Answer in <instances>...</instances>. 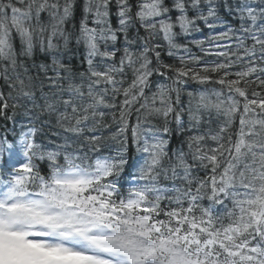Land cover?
<instances>
[{"label":"snow or ice","instance_id":"6c2138e0","mask_svg":"<svg viewBox=\"0 0 264 264\" xmlns=\"http://www.w3.org/2000/svg\"><path fill=\"white\" fill-rule=\"evenodd\" d=\"M75 5L0 0V264H264V0H84L80 72Z\"/></svg>","mask_w":264,"mask_h":264},{"label":"trees","instance_id":"16d2710c","mask_svg":"<svg viewBox=\"0 0 264 264\" xmlns=\"http://www.w3.org/2000/svg\"><path fill=\"white\" fill-rule=\"evenodd\" d=\"M172 2H173V0H165L166 5L169 7L171 6ZM83 3H84V0H76L74 19L69 20L65 24V28L67 29L68 33L70 34L68 45L66 47H64L63 40L59 41V43L61 44V46L63 48V56L58 57V58H61L65 64L70 63L72 70L74 72L85 71L87 68L86 64L81 63V61L83 60L84 54H85V48H84L83 44H80L79 46H77V44H76V37L79 35L80 20L83 18V11H82ZM17 6H21V5H17ZM220 11H221V14L223 15L224 14L223 7H221ZM114 12H115V8L113 7V13ZM177 14L178 13H176L175 11H173V13H172L173 17H175V15H177ZM41 19L45 23H48V20H49L48 13L47 12L41 13ZM89 23H91V18H89ZM112 24H113V26L116 25V19H115L114 15L112 16ZM220 30H222V29H217V31H220ZM177 31H178V29H177ZM208 34H209L208 29L203 28V30L201 32L193 33L191 36H188L186 38L185 37L179 38L178 42L179 43H187L188 41L193 40V39H201V38L207 36ZM130 35H131V33H130ZM141 35H143L142 31H141ZM122 44H123V36H120L116 46L122 47ZM18 46H19V43L17 41V47ZM205 46L207 47V45H205ZM189 47H191L192 52L195 53L196 55L203 56V53H201L195 45L189 44ZM162 55H163V58L166 62H168V63L173 62L172 58L167 56L166 51L164 53H162ZM117 59H118V57H117ZM205 59L213 60V59H216V57L208 56V57H205ZM33 62H35L37 64H39L41 62L50 64L51 63V56L50 55L45 56V55L41 54L39 47L37 46L32 59H26L25 60V64L28 66H31V64ZM235 70L236 69H234V71ZM36 71H37V69H30V74L35 75ZM0 86H1L0 90H3L5 92L8 91V87H7V85H5L3 79H0ZM189 90H192V89H189ZM182 99L184 100L185 103L187 102L186 96L182 97ZM22 112H23V109L18 108V109H16V115H15L14 119H8L7 117H13V110L11 108H9L7 110L5 116H0V137L7 136V138L11 141L16 140V138L18 137V133L21 131V123L27 122L26 118L22 115ZM205 118H207V117H205ZM46 119H48L47 116L41 117V120H46ZM134 119H135V117H133V120ZM183 119L185 121H187V115H185L183 117ZM213 127H215V123L213 124ZM14 133H15V135H14ZM57 133H59V135H57ZM64 135H66V133H64L58 126H56L55 119L53 118L51 126L45 125L43 127V131L35 137V140L37 143H47V141H55V142L59 143L61 140V137ZM104 135H107V132H105ZM181 139H183V137H181L178 133H174L172 140L170 142L169 148L175 149V148L179 147ZM184 150L187 151L186 145L184 146ZM42 167H43V165H42Z\"/></svg>","mask_w":264,"mask_h":264},{"label":"rangeland","instance_id":"374dc122","mask_svg":"<svg viewBox=\"0 0 264 264\" xmlns=\"http://www.w3.org/2000/svg\"><path fill=\"white\" fill-rule=\"evenodd\" d=\"M18 152V151H17ZM17 155H18V153H17Z\"/></svg>","mask_w":264,"mask_h":264},{"label":"bare ground","instance_id":"6f19581e","mask_svg":"<svg viewBox=\"0 0 264 264\" xmlns=\"http://www.w3.org/2000/svg\"><path fill=\"white\" fill-rule=\"evenodd\" d=\"M1 87V86H0Z\"/></svg>","mask_w":264,"mask_h":264}]
</instances>
